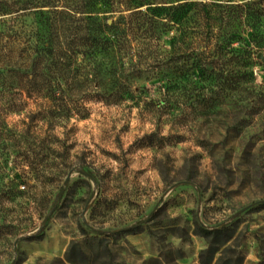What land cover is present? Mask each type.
<instances>
[{
	"label": "rangeland",
	"instance_id": "374dc122",
	"mask_svg": "<svg viewBox=\"0 0 264 264\" xmlns=\"http://www.w3.org/2000/svg\"><path fill=\"white\" fill-rule=\"evenodd\" d=\"M2 3L0 264H200L196 225L228 228L241 264H264V57L250 92L222 87L245 57L209 58V91L194 57H173V28L159 80L147 58L117 98L58 88L32 68L31 15Z\"/></svg>",
	"mask_w": 264,
	"mask_h": 264
},
{
	"label": "trees",
	"instance_id": "16d2710c",
	"mask_svg": "<svg viewBox=\"0 0 264 264\" xmlns=\"http://www.w3.org/2000/svg\"><path fill=\"white\" fill-rule=\"evenodd\" d=\"M2 1L8 13L31 15L35 43L30 54L36 58L32 68H53L58 88L71 80V87L87 86L117 98V91H128L131 80L145 72L142 65L147 58L154 62L155 80H159L166 57L161 40L173 28L179 32L173 38V57H194L198 80L209 91L217 81L207 72L209 58L227 52L245 57V73L222 87L250 92L253 58L264 57L263 0L243 4L222 0ZM15 35L20 39L19 33ZM180 45H185L183 51ZM41 74L44 84L48 79ZM195 234L207 239L200 264H241L240 253L229 243L234 233L228 228L209 230L196 225Z\"/></svg>",
	"mask_w": 264,
	"mask_h": 264
},
{
	"label": "water",
	"instance_id": "95a60500",
	"mask_svg": "<svg viewBox=\"0 0 264 264\" xmlns=\"http://www.w3.org/2000/svg\"><path fill=\"white\" fill-rule=\"evenodd\" d=\"M259 57H261V56H259ZM69 178H70V174L68 175V177H67L65 183H67V182L69 181Z\"/></svg>",
	"mask_w": 264,
	"mask_h": 264
}]
</instances>
